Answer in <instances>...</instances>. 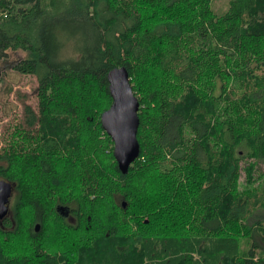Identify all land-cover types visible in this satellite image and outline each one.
Returning a JSON list of instances; mask_svg holds the SVG:
<instances>
[{"label":"trees","instance_id":"16d2710c","mask_svg":"<svg viewBox=\"0 0 264 264\" xmlns=\"http://www.w3.org/2000/svg\"><path fill=\"white\" fill-rule=\"evenodd\" d=\"M211 1L0 0V67L38 82L0 152V264H264L239 188L264 160V0ZM116 67L139 102L125 174L99 150Z\"/></svg>","mask_w":264,"mask_h":264},{"label":"rangeland","instance_id":"374dc122","mask_svg":"<svg viewBox=\"0 0 264 264\" xmlns=\"http://www.w3.org/2000/svg\"><path fill=\"white\" fill-rule=\"evenodd\" d=\"M229 0H212L211 9L218 15L224 13L228 7ZM24 53L21 51L12 52L7 51V62L14 61L24 57ZM38 82L35 76L25 75L19 72L4 69L0 67V152L7 148V144L11 139V132L14 126L17 124L21 125L25 129L26 115L24 114L25 107H29L33 111L36 110L37 106V90ZM33 128V127H30ZM99 150L103 154H108L110 150H113V143L110 146L109 142L105 139H101ZM112 147V149H110ZM252 162V160L241 161V166L245 163ZM253 178L251 183L246 185V176L244 171H241L239 177V188L240 190H255V197L257 198L256 211L247 219L249 225L254 224L257 220H260L264 227V208L261 205L264 202V160L258 161L253 172ZM261 176L260 178H258ZM11 206V201L9 207ZM252 207L249 206L247 213H250ZM247 213L245 216H247ZM101 215H105V210L101 211ZM251 239L241 238L240 239V251H247L249 246L248 243ZM260 243V241H258ZM260 252L257 251L256 254Z\"/></svg>","mask_w":264,"mask_h":264},{"label":"water","instance_id":"95a60500","mask_svg":"<svg viewBox=\"0 0 264 264\" xmlns=\"http://www.w3.org/2000/svg\"><path fill=\"white\" fill-rule=\"evenodd\" d=\"M108 92L111 98L110 106L100 114V124L113 143L112 155L118 170L125 174L131 163L139 155L137 129L139 125V102L134 95L127 70L116 67L107 73ZM14 184L0 179V220L9 213V202ZM124 206V203H122ZM61 215L67 212L63 207H57ZM39 230L35 224L34 231Z\"/></svg>","mask_w":264,"mask_h":264},{"label":"flooded vegetation","instance_id":"af4514ba","mask_svg":"<svg viewBox=\"0 0 264 264\" xmlns=\"http://www.w3.org/2000/svg\"><path fill=\"white\" fill-rule=\"evenodd\" d=\"M255 260V259H254Z\"/></svg>","mask_w":264,"mask_h":264}]
</instances>
